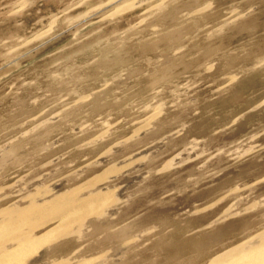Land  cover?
Segmentation results:
<instances>
[{"label":"rangeland","instance_id":"1","mask_svg":"<svg viewBox=\"0 0 264 264\" xmlns=\"http://www.w3.org/2000/svg\"><path fill=\"white\" fill-rule=\"evenodd\" d=\"M72 190L111 205L63 258L208 264L264 231V0H0V206Z\"/></svg>","mask_w":264,"mask_h":264},{"label":"bare ground","instance_id":"2","mask_svg":"<svg viewBox=\"0 0 264 264\" xmlns=\"http://www.w3.org/2000/svg\"><path fill=\"white\" fill-rule=\"evenodd\" d=\"M57 192L28 195L23 207L0 206V264H109L107 255L87 257L85 251L74 258H63L68 253L64 245L69 241L57 242L74 234L82 240L87 218L103 215L111 205V195L83 197L80 190ZM41 228L46 230L38 235ZM208 264H264V231L216 255Z\"/></svg>","mask_w":264,"mask_h":264}]
</instances>
